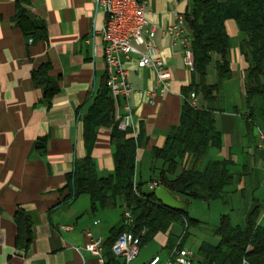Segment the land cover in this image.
<instances>
[{
	"label": "crops",
	"instance_id": "obj_1",
	"mask_svg": "<svg viewBox=\"0 0 264 264\" xmlns=\"http://www.w3.org/2000/svg\"><path fill=\"white\" fill-rule=\"evenodd\" d=\"M189 4L190 0H147V17L156 27V46L172 74L165 93L155 91L152 69L138 68L134 58L124 63L134 88L128 99L132 110L129 131L138 139L134 181L143 190H149V183L165 169L164 162L151 152L164 145L169 129L178 124L183 90L193 79L184 64L182 47L171 44L161 32L173 21L174 13H183ZM19 13L35 25L30 27L29 38L18 24ZM104 26L105 15L93 0H0V264H100L84 248L86 232L105 241L111 229L123 224L121 199L115 207L92 208L88 194L64 200L66 190H62L75 162L87 154L98 177H108L114 170L112 125L98 126L88 151L83 137L85 114L106 81L99 35ZM226 30L231 41L230 76L218 81L214 56L206 81L218 82V91L212 100L200 94L196 100L198 106L213 111L221 134L220 147H211L207 156L231 161L233 183L226 188L225 198L231 192L247 194L249 206L241 209L243 218L258 205L261 219L264 203L253 191L263 185L264 193V164L256 148L258 130H264V105L255 99L252 122L247 125L243 80L247 61L241 48L245 34L232 19L226 22ZM112 99L116 121L124 101ZM187 161L184 158L175 173ZM172 195L184 202L181 195ZM18 209L32 218L26 247L18 241L14 220ZM110 209L117 210L118 221L106 220L104 210ZM213 228L212 238H207L205 229L199 230L203 236L198 245L217 242ZM168 231L180 237L172 233L171 226ZM154 240L161 246L159 251L169 250L165 247L167 233L157 234ZM165 259L160 258L159 264Z\"/></svg>",
	"mask_w": 264,
	"mask_h": 264
},
{
	"label": "trees",
	"instance_id": "obj_2",
	"mask_svg": "<svg viewBox=\"0 0 264 264\" xmlns=\"http://www.w3.org/2000/svg\"><path fill=\"white\" fill-rule=\"evenodd\" d=\"M183 15L190 36L193 79L183 90L184 102L178 124L169 129L164 145L154 147L151 155L165 164V169L159 172L155 181L170 193L181 195L187 204L189 200L209 202L216 198L224 199L226 188L233 183V174L229 169L231 161L207 156L211 147L219 148L221 145V134L213 111L193 106L189 100L192 92L208 101L214 99L219 84L206 81L207 67L214 56L217 57L214 64L218 81L230 76L227 55L231 41L226 30L229 19L234 20L245 34L241 48L247 61L243 77L244 102L250 119L247 125L252 122L255 99L259 98L264 105V0H190ZM17 18L19 26L29 38L32 34L30 27L35 25L27 20L24 13H19ZM113 110L114 102L105 81L85 114L83 137L88 151L98 126L112 125L113 173L105 178L98 177L93 161L87 154L75 162L62 190H66L64 200L82 193L88 194L92 208L115 207L117 201L122 200L121 214L129 210L132 223L111 229L104 241V264H123L110 248L122 232L130 231L138 235L144 230L142 245L154 240L159 233H167L165 247L171 249L177 241L182 245L187 238L188 228L199 221L189 216L186 209L163 206L156 199L154 190H143L141 183L134 181L138 139L131 135L129 129L117 127ZM184 158L188 159L187 163L175 173L177 165ZM259 214V206L254 205L245 213L243 224L233 223L228 214H221L213 228L217 242L211 244L202 241L196 249L198 258L192 264H264V216L259 219ZM14 220L19 244L26 247L31 240V215L18 209ZM175 222L184 225L180 237H173L168 231Z\"/></svg>",
	"mask_w": 264,
	"mask_h": 264
},
{
	"label": "built area",
	"instance_id": "obj_3",
	"mask_svg": "<svg viewBox=\"0 0 264 264\" xmlns=\"http://www.w3.org/2000/svg\"><path fill=\"white\" fill-rule=\"evenodd\" d=\"M97 10L109 11L107 27H101L99 35L103 43V57L105 63V77L107 89L114 98L123 99L122 111L115 115L117 127L127 130L131 127V106L128 103L129 96L134 88L128 80V71L124 63L134 58L138 68L148 67L155 73L154 89L160 95L165 93L172 78L171 71L167 67L164 58L160 55L154 37L156 27L149 23L147 0H93ZM162 34L170 38L173 45H180L183 49V61L189 70H193V57L189 49L190 36L186 27L184 15L175 12L173 21L162 28ZM141 47L143 49H141ZM190 104L197 105L196 95H189ZM256 148L262 153L264 164V130H258ZM149 189L155 190L159 186L157 181L149 183ZM123 224L130 226L132 216L129 210L123 212ZM62 228L68 229L63 226ZM130 231H124L112 243L111 251L114 256L120 258L123 264H129L139 253L144 245L141 244V236ZM88 238L84 245L86 251L92 254L100 264L105 263L104 239L86 232ZM196 261L195 252L186 246L179 245V241L169 249L168 255L162 264H192ZM160 257L155 254L146 264H159Z\"/></svg>",
	"mask_w": 264,
	"mask_h": 264
},
{
	"label": "rangeland",
	"instance_id": "obj_4",
	"mask_svg": "<svg viewBox=\"0 0 264 264\" xmlns=\"http://www.w3.org/2000/svg\"><path fill=\"white\" fill-rule=\"evenodd\" d=\"M253 192L254 196L264 203L263 185H256ZM225 199L216 198L209 201L208 203L199 200H189L187 202L185 207L187 213L189 216L197 219L199 222L197 225L190 226L188 228L187 238L183 243L184 246L190 248L191 250H196V247L203 236L199 233V230L202 231L205 229L204 234L208 236L207 238H212V233L210 230L218 222L221 214H228L233 223H244L241 209L247 206V204L249 206L247 194L243 196L240 192L236 194L231 192ZM104 211L105 213H108V215L105 214L106 220L111 221L116 219L118 221V212L116 209ZM171 231L172 233L181 235L184 231V225L179 222H175L171 225ZM168 252L169 250L163 248L161 251H159L158 255L163 260L166 258Z\"/></svg>",
	"mask_w": 264,
	"mask_h": 264
},
{
	"label": "water",
	"instance_id": "obj_5",
	"mask_svg": "<svg viewBox=\"0 0 264 264\" xmlns=\"http://www.w3.org/2000/svg\"><path fill=\"white\" fill-rule=\"evenodd\" d=\"M156 199L165 207L183 210L185 203L173 196L164 186H158L154 190ZM160 244L152 240L140 248L138 255L129 264H146L160 250Z\"/></svg>",
	"mask_w": 264,
	"mask_h": 264
},
{
	"label": "bare ground",
	"instance_id": "obj_6",
	"mask_svg": "<svg viewBox=\"0 0 264 264\" xmlns=\"http://www.w3.org/2000/svg\"><path fill=\"white\" fill-rule=\"evenodd\" d=\"M105 15V26L104 27H107L108 25V20H109V11H102ZM106 78V77H105ZM106 85H107V78H106Z\"/></svg>",
	"mask_w": 264,
	"mask_h": 264
}]
</instances>
